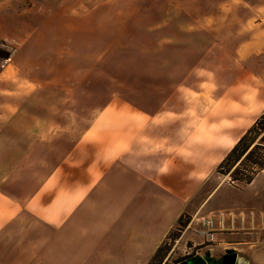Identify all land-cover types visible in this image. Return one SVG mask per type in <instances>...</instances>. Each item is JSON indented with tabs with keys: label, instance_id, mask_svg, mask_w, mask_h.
I'll return each instance as SVG.
<instances>
[{
	"label": "crops",
	"instance_id": "0c3cea01",
	"mask_svg": "<svg viewBox=\"0 0 264 264\" xmlns=\"http://www.w3.org/2000/svg\"><path fill=\"white\" fill-rule=\"evenodd\" d=\"M94 5L0 0V50L9 53L0 58V264H150L183 216L192 217L187 229L200 224L212 195L203 192L213 172L207 161L210 169L217 163L221 135L236 133L231 149L264 114L259 101L242 97L240 124L222 132L221 121L191 113L190 69L177 86L167 76L154 80L178 66L173 54L144 58L135 95L118 87L79 113V89H93L95 75L107 74L109 85L108 19L101 12L94 26ZM246 209L208 215L221 232H253L264 218ZM221 232L207 258L232 246L240 262L257 263L252 232L241 240Z\"/></svg>",
	"mask_w": 264,
	"mask_h": 264
},
{
	"label": "rangeland",
	"instance_id": "374dc122",
	"mask_svg": "<svg viewBox=\"0 0 264 264\" xmlns=\"http://www.w3.org/2000/svg\"><path fill=\"white\" fill-rule=\"evenodd\" d=\"M72 1H78L79 7L85 10L90 4H95L93 11H87L88 20H92L94 26L97 25V20H101V12L104 13V18L108 19L104 20V25L109 32L111 51L109 60L105 61V64L109 65V85L105 81L107 74L99 75V78L95 75V81L99 82L93 84V89H79V113L86 112L85 108L88 105L85 103L96 102L108 92L111 95L116 94L118 87H121L123 95L124 93L135 95L134 82L140 84L145 76L139 66L143 65L144 58H148L149 54H160V59L164 60L172 59L169 56L173 54V60L178 62V66H174L172 71L153 76L155 81L157 76H167L177 86L186 75V71L191 70L187 80L190 102L193 103L191 113H203L206 122L209 117L221 121L219 129L222 132L240 124L241 112L237 111L242 109L241 105L247 100L242 104L240 101L242 97L248 96V99L259 101L264 108V0ZM102 1H110L109 6L102 8L99 5ZM85 10L79 9V16L81 12H86ZM83 22H78L79 27L84 28L87 25ZM162 52L163 54L168 52L169 55L162 56ZM154 59L157 57L154 56ZM199 64H202V68L197 70ZM194 69L196 70L193 72ZM101 81H104L103 85ZM136 95L139 96L138 99L143 98L147 103L153 101L147 99L150 97L148 93ZM195 98L200 99L196 100L198 104L194 102ZM257 111L258 108L252 118L258 117ZM229 135V133L228 137H225V134L221 135L222 144H226L223 145L220 154L216 153L218 161L212 169L211 162L207 161L205 172L207 174L213 172L203 192L207 198L212 195L206 203L204 212L197 217L208 218L210 217L208 213L212 209L226 211L235 204L245 205L246 212L261 223L264 218V174L259 175L247 186H239L229 175L216 174L218 165L232 150L227 148V145L235 138L236 133ZM262 136L255 140V144L261 141ZM208 140L210 139H207V145L212 143ZM211 215L214 217L216 214ZM191 223V216L182 217V224L185 227L177 226L153 264H182L197 256L207 258V246L212 243L199 237L198 221L187 229ZM218 232L221 231L218 229L216 233ZM222 232L234 233V236L241 240L240 236H246L252 231L251 228L235 226ZM252 233L255 235L251 242H255L256 246V264H264V222ZM231 249L234 250L232 246ZM224 255H227V250L215 254L216 260L207 258V262L222 264ZM241 261L243 264H255Z\"/></svg>",
	"mask_w": 264,
	"mask_h": 264
},
{
	"label": "trees",
	"instance_id": "16d2710c",
	"mask_svg": "<svg viewBox=\"0 0 264 264\" xmlns=\"http://www.w3.org/2000/svg\"><path fill=\"white\" fill-rule=\"evenodd\" d=\"M264 114L254 123V125L239 139L232 150L226 155L218 165L216 174L229 175L239 186H247L253 183L255 178L264 171ZM262 136L261 141L255 144V140ZM180 227L182 218L179 220ZM182 229L180 230V232ZM171 236V235H170ZM179 237V236H177ZM165 245V243L163 244ZM161 246L151 261L158 259L163 251Z\"/></svg>",
	"mask_w": 264,
	"mask_h": 264
},
{
	"label": "water",
	"instance_id": "95a60500",
	"mask_svg": "<svg viewBox=\"0 0 264 264\" xmlns=\"http://www.w3.org/2000/svg\"><path fill=\"white\" fill-rule=\"evenodd\" d=\"M0 58L1 59H8L9 53L5 50H0ZM222 264H243L239 261L238 255L233 251L229 250L227 255L223 258ZM182 264H208L207 259L202 256H197L194 258H190L188 261H185Z\"/></svg>",
	"mask_w": 264,
	"mask_h": 264
},
{
	"label": "built area",
	"instance_id": "2783aa9c",
	"mask_svg": "<svg viewBox=\"0 0 264 264\" xmlns=\"http://www.w3.org/2000/svg\"><path fill=\"white\" fill-rule=\"evenodd\" d=\"M200 224L201 228L197 230L198 235L207 241H215L217 227L214 218L202 217L200 219Z\"/></svg>",
	"mask_w": 264,
	"mask_h": 264
},
{
	"label": "flooded vegetation",
	"instance_id": "af4514ba",
	"mask_svg": "<svg viewBox=\"0 0 264 264\" xmlns=\"http://www.w3.org/2000/svg\"><path fill=\"white\" fill-rule=\"evenodd\" d=\"M223 263V262H222Z\"/></svg>",
	"mask_w": 264,
	"mask_h": 264
}]
</instances>
